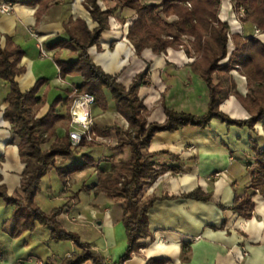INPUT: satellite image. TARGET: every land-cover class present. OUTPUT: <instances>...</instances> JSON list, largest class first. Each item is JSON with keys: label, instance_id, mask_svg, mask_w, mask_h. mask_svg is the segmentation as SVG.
Instances as JSON below:
<instances>
[{"label": "crops", "instance_id": "1", "mask_svg": "<svg viewBox=\"0 0 264 264\" xmlns=\"http://www.w3.org/2000/svg\"><path fill=\"white\" fill-rule=\"evenodd\" d=\"M6 1H11L14 9L9 14L0 12V45L6 47L12 41L24 51L20 61L24 72L16 77V81L23 92L41 82L38 94L41 97L45 95L46 103L37 117L47 115L58 99V109L69 120L71 129L69 84L78 86L82 77L73 74L62 76L61 73L59 61L70 62L78 57V51L67 45L69 34L66 25L82 19L93 29L96 22L84 0H56L43 11H40L39 3L30 4L27 0H0V3ZM99 2L104 9L116 4V0ZM229 12L226 8L224 15L228 16ZM136 17L135 10L129 7L115 11L110 16L109 29L102 33L99 44L89 48L91 59L106 73L117 76L127 89L136 78L145 74L139 94L148 110L149 123H163L167 118V108L205 113L209 88H190L188 83L199 77L192 67L194 54L185 48H169L161 54L146 48L139 54L128 38L129 28ZM255 26L249 21L232 24L231 50L235 49V34L243 38L253 36L264 43L262 31L256 35ZM32 30L39 34L47 56L42 55L39 39L32 34ZM188 39L190 42V37ZM57 41L60 43L54 46ZM232 74L237 90L246 95L249 91L247 77L238 69L232 70ZM10 91L11 83L0 77V186H5L10 195H16L26 163L21 157L20 139L4 115ZM104 91L107 109H103L98 102L92 107L93 131L103 139L77 148L79 154L76 157L81 161L73 158L74 155L58 157L59 168L84 166L66 174L65 182L57 168L50 169L42 179L38 194L43 192L44 178L53 170L64 182V189L55 196L52 186H48V195L53 198L48 201L39 194L36 202L50 213L58 208L55 201H63L64 210L58 217L60 223L90 241L109 262H118L127 247L119 250V241L125 236L121 228L124 201L109 197L97 186L100 171L110 170L113 162L129 159L130 147L118 146V129L126 130L129 123L118 113L111 91L107 88ZM220 108L237 119L250 116L234 94L226 98ZM105 131L109 134L105 135ZM66 132V128L62 127L60 134ZM106 140H110L111 144L105 143ZM254 144L264 148V118L253 127L228 125L215 118L206 128L188 124L180 129L157 132L146 152L152 154L151 160L156 163V168H164V171L145 189L143 198H162L148 212L152 236L143 240L147 247L135 252L124 264H148L151 259H166V264H264V195H254V211L250 218L232 209L237 197L243 198L252 192V172L256 168ZM90 180L92 185L87 184ZM75 186L80 187L78 192L73 191ZM196 189L210 194V200L183 196ZM84 190H89L91 200L85 205L80 198ZM91 190L95 192V197H90ZM14 210L15 206L0 198V264H42L57 256L55 250L61 245L68 247L64 258L79 249L73 241H54L51 229L39 223L35 230L23 231L14 238L10 233L14 227L10 221ZM184 243H190L189 260L186 262L183 260L186 256L183 253ZM246 250L248 255H245Z\"/></svg>", "mask_w": 264, "mask_h": 264}, {"label": "trees", "instance_id": "2", "mask_svg": "<svg viewBox=\"0 0 264 264\" xmlns=\"http://www.w3.org/2000/svg\"><path fill=\"white\" fill-rule=\"evenodd\" d=\"M56 0H27V3H39L40 11L46 10ZM96 26L90 29L82 19L70 21L66 25L69 34L67 45L78 51V57L70 62H61L62 76L80 75L82 82L78 85L81 92H90L97 102L107 109L108 102L104 89L111 91L116 108L129 123L126 130L118 129L120 137L118 146H129L131 154L127 160L111 164L110 170L100 171L99 191L111 198L123 199V223L126 229L128 245L121 260L109 262L90 243L83 241L75 232L66 229L58 217L64 206L45 212L36 202V195L41 188L43 177L52 168H57L64 182L66 174L74 173L84 165H75L67 169L57 166L58 157L72 156L77 148L93 145L95 141L83 140L73 147L69 135V120L60 113L57 99L47 115L37 117L46 103V97L40 96L41 82L30 90L23 92L16 77L24 72L20 66L23 49L9 41L6 47L0 45V77L11 83V91L6 97L8 106L5 118L12 124L13 132L20 139V153L26 167L22 174L21 187L16 195H10L5 186H0V198L15 206L11 222L14 224L11 235L16 238L23 231L35 230L37 224L48 226L52 239L73 241L78 250L67 256L59 264H124L135 252L147 247L143 241L152 236L149 228L148 212L155 202L162 197L143 198L145 189L160 175L162 170L156 168L151 160L152 154L146 149L159 131L176 130L188 124L206 128L213 119H220L228 125L253 127L264 118V43L258 38L240 34L234 35L235 49L230 48L231 25L220 18L218 8L221 0H116L113 7L104 9L99 0H84ZM163 6L166 16L177 15L172 22L158 13ZM237 8L244 7V21L255 23L264 32V0H236ZM129 7L137 15L129 28L128 38L141 54L146 48L155 53L167 52L169 48L181 49L185 44L180 38L190 35L195 38L192 46L195 51L193 69L204 79L209 88L208 109L204 114L166 109L167 118L163 123L148 122V110L139 94V87L144 78H136L129 89L118 81V77L106 73L90 57L89 48L99 44L102 33L109 29L110 16L121 8ZM60 43L55 42L53 45ZM189 53L191 50L187 49ZM238 69L248 79V93L243 95L237 90V83L232 70ZM217 77V78H216ZM218 80V82H215ZM231 94L236 95L250 116L237 119L220 108L221 103ZM62 127L67 132L60 134ZM105 135L108 131L103 132ZM256 156L253 170L252 192L243 198H236L232 209L243 217L250 218L254 211L253 197L256 193L264 195V148L254 144ZM199 200H210L211 195L196 189L184 194ZM168 197V196H164ZM184 262L189 260L190 243L183 244ZM166 259H151L148 264H166ZM43 264H51L50 261ZM57 264V263H56Z\"/></svg>", "mask_w": 264, "mask_h": 264}, {"label": "rangeland", "instance_id": "3", "mask_svg": "<svg viewBox=\"0 0 264 264\" xmlns=\"http://www.w3.org/2000/svg\"><path fill=\"white\" fill-rule=\"evenodd\" d=\"M226 8H229L230 12H229V15L225 16L224 15V12L226 10ZM246 11V10H245ZM158 13L165 19H167L168 21L172 22L174 20H177L178 19V16L177 15H171V16H166V14L164 13V10H163V6L162 7H159L158 8ZM218 14L220 16L221 19L223 20H227L230 25H231V31H230V38L232 36V24H241L243 21H244V18L246 16V12L244 14V16H241L240 15V8H237L236 6V0H221V3H220V6L218 8ZM222 16V17H221ZM225 18V19H224ZM235 27V25L233 26ZM249 26H247L248 28ZM251 27V26H250ZM261 30V29H260ZM251 31V30H249ZM262 31V30H261ZM264 35V32L262 31V37ZM188 37H190V42H188ZM181 42L185 44V47H182V48H185V49H189L191 50V52L193 54H195V51H194V48L192 46V42L195 40V38L193 36H190V35H183L181 38H180ZM262 40H264V37L262 38ZM195 56V55H194ZM194 72V71H193ZM241 72V71H240ZM197 73V72H195ZM242 73V72H241ZM198 74V73H197ZM199 75V74H198ZM217 78V77H216ZM184 79L181 80V82H183ZM215 82H218V80H216ZM188 83L191 84L190 88H208L206 82L204 81V79L199 75V77L197 78H194V79H191L190 82L188 81ZM183 84V83H182ZM199 107V106H198ZM208 109V107H207ZM207 111V110H206ZM205 111V112H206ZM204 114V113H203ZM110 140H106L105 143L107 144H111V142H109ZM113 150V149H112ZM78 152L75 151L74 152V157L75 158L76 156H78ZM80 157V156H79ZM78 158V157H76ZM76 160H79L76 159ZM81 161V158L80 160ZM58 162V160H57ZM91 179V178H90ZM91 181L89 183H87L88 185H92L91 184ZM42 186H43V192L39 193L40 196H44L46 200H51L52 198L48 195V186H52L53 188V195H57V194H60L63 189H64V182L59 178V174L56 170H53L51 171V173L49 175H47L45 178H44V182L42 183ZM81 188L83 187L82 185L80 186ZM79 186H75L73 188V191L74 192H78L79 191ZM89 190H84L83 193H80V198H81V202H83V205L85 204H88L90 203L91 200H89ZM39 194L37 193V195L39 196ZM36 195V196H37ZM90 197H95V192L91 190V195ZM41 198V197H40ZM55 203L58 205L57 207H62L64 206V202L63 201H55ZM46 212V211H45ZM121 228H122V231L124 233V237L120 239L119 241V250L125 248L127 245H128V238H127V233H126V229H125V226H124V223L123 221L121 222ZM83 239V238H82ZM54 241H57V240H54ZM63 242L67 241V240H61ZM83 241H86L83 239ZM67 242H70L69 240ZM86 242H90V241H86ZM55 248V247H54ZM68 247L66 245H61L60 247H58V249H56V253H57V256L55 255L53 257V259H55L56 261H62L64 258V253H65V250L67 249ZM49 260L51 264H56L57 262L55 260ZM30 262H36V260H31ZM43 264V263H42ZM59 264V263H58Z\"/></svg>", "mask_w": 264, "mask_h": 264}, {"label": "built area", "instance_id": "4", "mask_svg": "<svg viewBox=\"0 0 264 264\" xmlns=\"http://www.w3.org/2000/svg\"><path fill=\"white\" fill-rule=\"evenodd\" d=\"M13 3L11 1L1 2L0 3V12L2 14H9L13 11ZM245 8H240V15L244 16ZM32 34L39 39V47L41 53L44 56H47V50L43 42L40 40L39 34L32 30ZM255 34H261L260 29L255 26ZM70 85V93L68 99L70 101L69 106V117H70V126L69 131L71 143L73 147L79 146L83 140L87 141H98L103 139L98 137L94 131V118L92 115V107L96 104V96L90 92H81L77 85ZM245 255H248V251H245ZM15 264H25V262H17Z\"/></svg>", "mask_w": 264, "mask_h": 264}]
</instances>
